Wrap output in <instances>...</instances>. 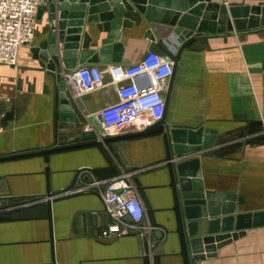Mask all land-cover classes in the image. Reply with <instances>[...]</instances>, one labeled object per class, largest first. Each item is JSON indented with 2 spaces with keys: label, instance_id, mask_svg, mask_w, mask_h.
<instances>
[{
  "label": "crops",
  "instance_id": "0c3cea01",
  "mask_svg": "<svg viewBox=\"0 0 264 264\" xmlns=\"http://www.w3.org/2000/svg\"><path fill=\"white\" fill-rule=\"evenodd\" d=\"M66 1L48 0L37 14L32 46L19 49L15 67L0 65V156L82 143L84 126L97 125L95 114L117 101L112 86L73 96L59 75L62 59L50 71L48 59L34 57V48L56 30L49 5ZM210 2L257 8V20L264 22V0ZM87 16L85 10L78 52L86 34L88 50L96 54L107 33L87 24ZM122 20L129 25L119 30L123 53L116 64L131 66L151 44L150 26L137 11ZM56 46L60 52L62 45ZM111 64L92 65L105 70ZM103 77L108 83V75ZM168 83L162 91L166 126L202 129V136H214L212 146L171 156L164 134L126 139L138 132H125L96 145L0 161V264H190L172 172L178 158L176 163L198 160L205 191L242 200L231 216L264 211V26L197 37L180 54L170 90ZM61 86L71 108L64 121L58 118ZM121 174L137 189L148 235L106 232L111 219L90 182ZM223 218L199 221L195 237L206 236L208 223ZM193 264H264V226Z\"/></svg>",
  "mask_w": 264,
  "mask_h": 264
},
{
  "label": "water",
  "instance_id": "95a60500",
  "mask_svg": "<svg viewBox=\"0 0 264 264\" xmlns=\"http://www.w3.org/2000/svg\"><path fill=\"white\" fill-rule=\"evenodd\" d=\"M85 10L88 13L86 23H94L98 32L107 33V37L101 41V48L96 54L88 50L91 39L86 34L82 36L81 50L78 52ZM49 11L51 22L58 19L56 30H52L46 41L34 48L32 52L36 59L39 55L48 59L46 67L50 71H55L60 67V58L64 70H72L84 64L122 62L123 45L119 42V30L129 25L122 18L126 12L137 11L144 16L150 26L146 37L151 44L142 58L152 53L165 56L172 63L168 90H170L180 54L197 37L207 33H221L225 30L240 31L259 25L264 26L263 20L260 23L257 20V16L261 13L257 8H226L225 5L211 3L210 0H67L59 5L50 4ZM228 15L230 20H227ZM56 44L62 45L60 52ZM173 49H176L175 53H172ZM60 92L61 106L59 109L61 112L58 118L64 121L63 119L70 118L66 113H70L71 108L63 86ZM155 134H164L171 148V156L178 157L193 155L201 149L208 148L212 146L214 139L211 133L206 132L204 133L206 136H202V129L185 131L168 128L164 116L152 127L123 137L127 139ZM82 140L84 141L82 143L0 156V161L100 143L95 140L92 133L82 134ZM108 141L109 138L103 140V142ZM178 159L172 164V172L177 183L179 208L186 230V248L190 254V264L215 257L216 250L243 237L246 230L264 226V211L231 216L235 211L236 203L241 205L242 200L236 199L234 195L205 191L201 175L198 173V160L176 163L180 160ZM220 215L225 218L210 221L206 236L195 237L199 221L208 216L217 218ZM234 223L235 226H233ZM233 227L235 232H233Z\"/></svg>",
  "mask_w": 264,
  "mask_h": 264
},
{
  "label": "built area",
  "instance_id": "2783aa9c",
  "mask_svg": "<svg viewBox=\"0 0 264 264\" xmlns=\"http://www.w3.org/2000/svg\"><path fill=\"white\" fill-rule=\"evenodd\" d=\"M48 0H0V65L15 67L21 47H30L36 33V17ZM178 46V45H177ZM176 49L172 50L175 53ZM172 73V63L157 54H148L131 66L111 64L105 70L89 64L72 70H61L65 89L79 97L106 86H112L117 101L96 114L97 125L88 123L85 133L96 140L125 132H142L159 122L165 111L162 91ZM104 74L109 77L104 82ZM90 187L101 195L111 219L107 234L121 237L148 235L151 227L142 225L144 208L136 187L128 175L121 174L107 182L93 178Z\"/></svg>",
  "mask_w": 264,
  "mask_h": 264
}]
</instances>
